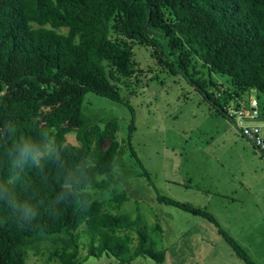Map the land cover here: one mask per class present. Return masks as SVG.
Returning a JSON list of instances; mask_svg holds the SVG:
<instances>
[{
    "label": "trees",
    "instance_id": "obj_1",
    "mask_svg": "<svg viewBox=\"0 0 264 264\" xmlns=\"http://www.w3.org/2000/svg\"><path fill=\"white\" fill-rule=\"evenodd\" d=\"M136 46L149 49L162 69L182 73L230 120V105L238 108L244 92H264V0H0V264H26L40 242L50 245L49 261L81 264L84 238L86 256L162 263L138 218L106 211L88 192L116 182L120 145L116 119L87 125L84 95L131 109L130 147L134 112L120 90L142 73ZM213 73L228 84L214 82ZM70 132L77 144L67 141ZM25 141L36 149L26 163L19 158ZM111 192L118 205L127 199ZM160 199L214 223L237 257L255 264L205 209Z\"/></svg>",
    "mask_w": 264,
    "mask_h": 264
},
{
    "label": "rangeland",
    "instance_id": "obj_2",
    "mask_svg": "<svg viewBox=\"0 0 264 264\" xmlns=\"http://www.w3.org/2000/svg\"><path fill=\"white\" fill-rule=\"evenodd\" d=\"M60 31L65 32V29ZM134 53L142 73L129 89L120 90V95L134 112L135 130L130 147L127 134L131 109L93 92L84 95L81 111L88 119L87 125L94 122L103 128L108 120L116 119V140L120 145L111 172L116 182L105 190L89 187L88 192L94 199L102 201L106 211L138 218L140 225L146 226L147 246L161 251L165 258L159 263L140 255L124 263L111 255L86 256L84 244L87 241L84 238L80 241L78 259L81 264H230V248L213 224L207 221L205 227H200L195 224V219L199 218L164 203L160 197L178 201L191 197L215 201V192L224 191L223 186L229 180L236 181L239 176L236 165L242 160L241 153L253 152L242 142L246 138L239 128L264 124L263 119L250 117L249 106L250 99L257 98L260 107L264 108V92L254 89L244 92L241 96L245 108L243 119L232 114L234 118L230 120L217 114L204 99V94L182 73L173 75L157 66L149 49L136 46ZM212 80L225 86L229 82L226 75L216 73L212 74ZM207 90L212 88L207 87ZM230 122L235 128L234 135L229 131ZM66 138L73 144L78 143L74 132L68 133ZM112 189L124 193L127 199L116 204ZM220 227L230 235V227ZM250 232L264 238V225ZM129 233L133 238L130 244L133 249L135 233ZM49 247L48 243L40 242L38 251L28 250L26 264H59L57 260H48ZM124 257L128 258V254Z\"/></svg>",
    "mask_w": 264,
    "mask_h": 264
},
{
    "label": "crops",
    "instance_id": "obj_3",
    "mask_svg": "<svg viewBox=\"0 0 264 264\" xmlns=\"http://www.w3.org/2000/svg\"><path fill=\"white\" fill-rule=\"evenodd\" d=\"M234 130L235 128L230 122L229 131L233 135ZM245 140L242 142L248 144L253 152L241 153L242 160L236 165L239 176L236 181L229 180L226 186H223L224 191L215 192V201L191 197L179 199V202L184 201V203H189L213 213L211 215L216 218L218 225L220 224L219 227L221 225L222 227H230V235L222 230L221 227L220 229L246 252L252 262L264 264V238H260L257 234L250 232V230L264 225V155L256 153L253 145ZM182 187L185 189L190 188L188 186ZM190 215L193 218H199L195 219V224L200 225V227H205L204 222L207 221L213 224L218 234L224 239L223 235L219 232V228L214 223L204 217ZM223 215L226 216L224 217ZM198 235L204 238V235L199 231ZM224 244H228L225 239ZM228 246L230 248V253L228 254L230 256V264H245L243 260L237 257L229 244ZM167 260L170 261V257H167Z\"/></svg>",
    "mask_w": 264,
    "mask_h": 264
},
{
    "label": "built area",
    "instance_id": "obj_4",
    "mask_svg": "<svg viewBox=\"0 0 264 264\" xmlns=\"http://www.w3.org/2000/svg\"><path fill=\"white\" fill-rule=\"evenodd\" d=\"M238 104L240 105L238 108L234 107L231 104L228 112L231 116H233V118L235 115L236 117L243 119L244 110H245V108L243 107L244 102L240 99L238 100ZM249 106H250V117L252 118L258 117L259 106H258L257 98L250 99ZM239 130H240V134L255 147L256 151L260 155H264V124L240 126Z\"/></svg>",
    "mask_w": 264,
    "mask_h": 264
},
{
    "label": "clouds",
    "instance_id": "obj_5",
    "mask_svg": "<svg viewBox=\"0 0 264 264\" xmlns=\"http://www.w3.org/2000/svg\"><path fill=\"white\" fill-rule=\"evenodd\" d=\"M36 149L35 146L28 141H25L19 148V158L21 162H28L29 159H35ZM29 213L31 210L29 209Z\"/></svg>",
    "mask_w": 264,
    "mask_h": 264
}]
</instances>
